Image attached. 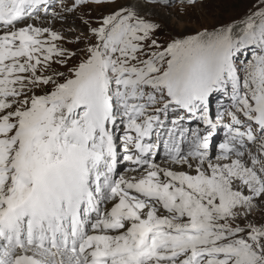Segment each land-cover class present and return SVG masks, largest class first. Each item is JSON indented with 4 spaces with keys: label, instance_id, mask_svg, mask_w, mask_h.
<instances>
[{
    "label": "snow or ice",
    "instance_id": "obj_1",
    "mask_svg": "<svg viewBox=\"0 0 264 264\" xmlns=\"http://www.w3.org/2000/svg\"><path fill=\"white\" fill-rule=\"evenodd\" d=\"M229 3L0 0V264H264V0Z\"/></svg>",
    "mask_w": 264,
    "mask_h": 264
},
{
    "label": "rangeland",
    "instance_id": "obj_2",
    "mask_svg": "<svg viewBox=\"0 0 264 264\" xmlns=\"http://www.w3.org/2000/svg\"><path fill=\"white\" fill-rule=\"evenodd\" d=\"M206 8L204 11L213 15H219L220 11H230L233 5L229 3V0H205ZM191 11V10H190ZM199 11L194 12L193 15H198ZM175 24V21L172 22ZM183 27V25H181Z\"/></svg>",
    "mask_w": 264,
    "mask_h": 264
}]
</instances>
